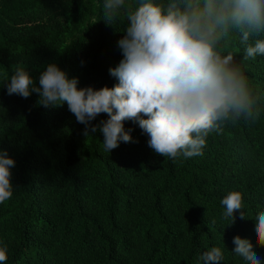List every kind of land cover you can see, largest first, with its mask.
<instances>
[{
    "label": "trees",
    "instance_id": "1",
    "mask_svg": "<svg viewBox=\"0 0 264 264\" xmlns=\"http://www.w3.org/2000/svg\"><path fill=\"white\" fill-rule=\"evenodd\" d=\"M103 4L0 0V150L15 160L13 194L0 203L4 264H204L212 247L223 251L220 264H245L232 251L236 235L264 261L255 237L264 211V55L244 60L238 35L227 50L261 95V115L209 134L202 155L160 156L132 121L125 128L136 142L106 152L99 130L106 113L86 135L66 103L44 107L38 93L8 94L17 67L39 86L50 63L78 78V87L118 83L109 69L123 58L126 13L109 24ZM231 191L242 193L248 218L224 217L221 200Z\"/></svg>",
    "mask_w": 264,
    "mask_h": 264
},
{
    "label": "clouds",
    "instance_id": "2",
    "mask_svg": "<svg viewBox=\"0 0 264 264\" xmlns=\"http://www.w3.org/2000/svg\"><path fill=\"white\" fill-rule=\"evenodd\" d=\"M104 19L115 24L126 13L125 34L118 41L123 58L109 69L118 81L96 89L78 87V78L50 63L39 86L25 67H17L7 84L9 95L27 99L35 92L44 107L67 104L76 120L87 126L101 113L104 150L133 140L126 121L137 123L158 155L176 159L202 155L209 134L239 120L255 122L261 115V95L250 85L240 64L227 50L234 35L244 45V60L264 55V0H104ZM97 126L93 125L94 133ZM15 160L0 150V203L11 198ZM224 217L243 210L240 191L222 200ZM257 245L264 247V211L255 218ZM232 250L245 264H264L247 238L236 235ZM0 244V264L7 261ZM204 264H220L223 251L212 247Z\"/></svg>",
    "mask_w": 264,
    "mask_h": 264
}]
</instances>
